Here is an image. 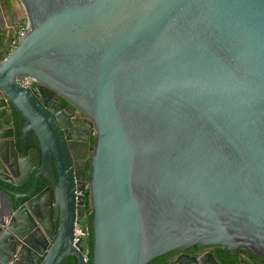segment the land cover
<instances>
[{
  "label": "water",
  "instance_id": "water-1",
  "mask_svg": "<svg viewBox=\"0 0 264 264\" xmlns=\"http://www.w3.org/2000/svg\"><path fill=\"white\" fill-rule=\"evenodd\" d=\"M18 1L11 50L0 9V121L10 104L39 150L16 165L0 135V264H89L47 94L95 132L90 264H220L212 247L264 264V0Z\"/></svg>",
  "mask_w": 264,
  "mask_h": 264
},
{
  "label": "flooded vegetation",
  "instance_id": "flooded-vegetation-1",
  "mask_svg": "<svg viewBox=\"0 0 264 264\" xmlns=\"http://www.w3.org/2000/svg\"><path fill=\"white\" fill-rule=\"evenodd\" d=\"M47 95V97L52 100L48 105V108H52L55 111L57 121H59V124L62 127V129H60V133L62 134L63 142L66 146L71 162V186L69 189L67 188L63 192L64 202L68 204L67 202L71 201L72 206L76 209L77 201L83 200V216L86 221V228H88L89 232H91L93 212L89 182L92 172L90 157L95 144L93 127L84 114L69 104L65 99L52 96L51 94ZM51 105H53V107H51ZM1 113L2 119L0 121V135L5 134L11 136V146L9 142L6 141L5 143V146H7L9 149V158L16 165H18L27 155L30 158H34L36 150H39L38 143L31 131L26 133L28 123L24 117L21 116L14 108H12L10 104H7ZM53 174L57 180L58 177L55 170H53ZM35 176L36 170L32 169L29 175V180H32ZM47 185L48 183L46 182H37L35 192L33 194L36 195L40 193ZM86 186L87 189H85L83 195H77V189L82 190ZM87 238L89 244L90 233ZM6 248L10 253L15 254V256L21 255V253L24 251L22 245L11 242L7 243ZM88 253L89 250L87 245V255ZM189 253L192 255L193 251L190 250ZM237 255L239 256V259H245L249 264H263L258 258H254L251 255L248 256V254L245 252H241L240 255ZM168 258L169 261L172 259L171 257Z\"/></svg>",
  "mask_w": 264,
  "mask_h": 264
},
{
  "label": "crops",
  "instance_id": "crops-1",
  "mask_svg": "<svg viewBox=\"0 0 264 264\" xmlns=\"http://www.w3.org/2000/svg\"><path fill=\"white\" fill-rule=\"evenodd\" d=\"M0 9L3 12L7 33L12 39L20 28L27 25L24 10L18 0H0ZM6 44V48H8L9 43ZM4 50L6 49H3V51Z\"/></svg>",
  "mask_w": 264,
  "mask_h": 264
},
{
  "label": "trees",
  "instance_id": "trees-1",
  "mask_svg": "<svg viewBox=\"0 0 264 264\" xmlns=\"http://www.w3.org/2000/svg\"><path fill=\"white\" fill-rule=\"evenodd\" d=\"M8 52L9 51L7 49L5 53H8ZM88 250H89V253L87 255V262L90 264L91 258H92L91 232H90V240H89V244H88ZM209 250L213 253L214 257L217 259V261L220 264H244V263L249 264L246 262L245 259H239V256L236 253H233V252L225 253L224 249L222 247H212ZM248 256H249V254H248ZM168 262H169L168 256H163V257H159V258L153 260L149 264H167ZM64 264H76V263L72 257H69L66 259V262Z\"/></svg>",
  "mask_w": 264,
  "mask_h": 264
},
{
  "label": "built area",
  "instance_id": "built-area-1",
  "mask_svg": "<svg viewBox=\"0 0 264 264\" xmlns=\"http://www.w3.org/2000/svg\"><path fill=\"white\" fill-rule=\"evenodd\" d=\"M27 32V25L23 28H20L16 35L11 39L10 41V50L13 49L18 42L25 36ZM20 86L24 87V88H28L30 87L32 84H34V81L31 78H22L16 81ZM93 135H95L94 129H93ZM85 189H87V186L82 189V190H77V195L82 196ZM89 230L88 228H79V227H75L74 229V242L80 240L81 237H88L89 235ZM84 261L87 262V250L84 254Z\"/></svg>",
  "mask_w": 264,
  "mask_h": 264
}]
</instances>
